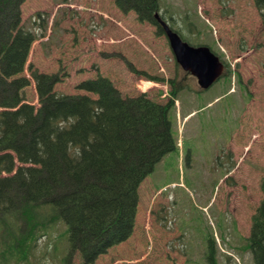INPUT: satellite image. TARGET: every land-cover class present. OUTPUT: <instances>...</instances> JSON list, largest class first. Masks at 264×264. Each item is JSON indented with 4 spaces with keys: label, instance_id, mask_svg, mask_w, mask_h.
Wrapping results in <instances>:
<instances>
[{
    "label": "rangeland",
    "instance_id": "rangeland-1",
    "mask_svg": "<svg viewBox=\"0 0 264 264\" xmlns=\"http://www.w3.org/2000/svg\"><path fill=\"white\" fill-rule=\"evenodd\" d=\"M159 5L157 17L187 43L207 46L224 64L222 77L209 89L200 91L196 79L176 65L156 25L114 0H25L20 6L26 38L20 26L13 34L20 57L9 71L5 58L0 62L10 90L0 97V208L7 206L0 209V253L17 251L16 261L8 256L4 264H18L20 255L19 264H62L68 255L64 222L32 235L20 216L35 190L30 179L38 187L50 183L56 163L48 151L43 160L28 145L29 125L58 95L85 94L77 84L98 75L124 98L146 94L162 104L169 102L171 82L185 88L169 111L177 150L139 186L135 234L95 264H211L209 237L215 264H254L247 240L263 198L264 174L260 11L253 0H159ZM69 257L71 264H83L77 253Z\"/></svg>",
    "mask_w": 264,
    "mask_h": 264
},
{
    "label": "trees",
    "instance_id": "trees-1",
    "mask_svg": "<svg viewBox=\"0 0 264 264\" xmlns=\"http://www.w3.org/2000/svg\"><path fill=\"white\" fill-rule=\"evenodd\" d=\"M24 1L0 0V62L5 58L8 71L20 57L13 34L21 25ZM114 1L163 32L155 18L161 10L159 0ZM253 1L264 31V0ZM19 35L26 38L23 26ZM2 76L0 73V97L10 91ZM170 85L169 102L162 104L146 94L124 98L108 78L98 75L75 87L85 94L58 95L40 119H31L28 145L38 158L48 159L50 153L56 163L50 183L44 180L38 187L29 178L35 190L20 216L30 224L32 235L44 231L46 224L64 222L69 249L62 264H71L69 256L74 253L83 264H95L135 234L139 186L165 155L176 151L169 111L177 91L185 87ZM2 131L0 118V134ZM260 189L263 198L252 216L247 240L254 264H264V175ZM2 204L0 209L6 206ZM22 259L20 255L18 261ZM207 259L214 264L212 243Z\"/></svg>",
    "mask_w": 264,
    "mask_h": 264
},
{
    "label": "water",
    "instance_id": "water-1",
    "mask_svg": "<svg viewBox=\"0 0 264 264\" xmlns=\"http://www.w3.org/2000/svg\"><path fill=\"white\" fill-rule=\"evenodd\" d=\"M160 23L176 63L196 78L201 89H208L223 73V64L209 48L189 46L163 22Z\"/></svg>",
    "mask_w": 264,
    "mask_h": 264
},
{
    "label": "flooded vegetation",
    "instance_id": "flooded-vegetation-1",
    "mask_svg": "<svg viewBox=\"0 0 264 264\" xmlns=\"http://www.w3.org/2000/svg\"><path fill=\"white\" fill-rule=\"evenodd\" d=\"M17 245V244H16Z\"/></svg>",
    "mask_w": 264,
    "mask_h": 264
}]
</instances>
